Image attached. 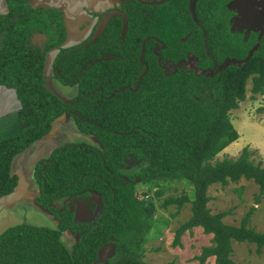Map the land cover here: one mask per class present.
I'll return each mask as SVG.
<instances>
[{
	"label": "trees",
	"instance_id": "1",
	"mask_svg": "<svg viewBox=\"0 0 264 264\" xmlns=\"http://www.w3.org/2000/svg\"><path fill=\"white\" fill-rule=\"evenodd\" d=\"M4 1L7 13L0 15V86L15 92L24 127L0 140V198L17 187L18 179L11 174L14 158L45 137L55 120L66 113L74 112L77 130L93 136L102 149L85 143L66 144L36 164L35 203L53 214L57 229L26 224L6 229L0 234V264H94L98 249L109 238L117 243L108 264H144L142 244L157 222L165 221L154 219L153 203L136 195L131 183L134 176H126L130 182L122 180L120 169L128 156L142 160L135 175L141 184L157 187L183 182L193 190L191 216L176 231V237L194 227L212 235V245L197 257L199 264L208 258L214 259L213 264H242L230 258L232 242L253 245L256 256L263 253L264 233L248 227L249 214L239 226L226 225L224 213H210L206 193L214 184L240 180L250 181L264 192V167L249 160L246 148L235 160L210 163L238 139L229 111L245 99L247 80H251L252 94L264 92V41L246 63L233 64L213 78L181 70L167 76L151 54V41L145 45V65L138 60L144 34L135 4L128 13V31L122 43L120 24L111 22L93 44H88V39L86 46L59 49L55 68L59 74L55 77L78 88L76 98L64 103L44 82L46 54L59 48L66 38L61 13L31 8L30 0ZM207 26L210 53L214 43L226 48L219 49L218 61L246 57L253 42L235 43L232 34L223 36L221 29L226 28V22ZM34 34L48 39L42 48L32 44ZM108 55L117 60H108ZM91 192L104 201L98 226L82 234L68 250L61 242V233H81L87 226L76 223L67 207L56 211L50 204ZM162 193L158 189L155 196ZM187 201L186 196L170 197L163 208H180Z\"/></svg>",
	"mask_w": 264,
	"mask_h": 264
},
{
	"label": "flooded vegetation",
	"instance_id": "2",
	"mask_svg": "<svg viewBox=\"0 0 264 264\" xmlns=\"http://www.w3.org/2000/svg\"><path fill=\"white\" fill-rule=\"evenodd\" d=\"M92 1L97 2L98 0H92ZM3 2L5 4L4 0ZM135 4L138 5V11H139V17L141 23L140 24L141 34L142 33L144 34L142 38L141 50L138 60L142 66L145 65L144 62L145 45L146 43H149L151 41V50H150L151 54L155 57V61L162 70V72L167 76L175 75L179 70H181L186 73H193L196 76L213 78L219 73H221L223 70H225L227 67L234 66L233 65L234 63L226 66L227 63H232L235 60L237 61L242 60L240 58L233 56V57H225L222 59L221 62L218 61L217 54H220L219 49L223 48L226 50V48L219 43H214V47L211 48L212 54L210 53V51L207 49L208 40H209L207 35V28H208L207 25L210 22L213 23L226 22V28L221 29L223 31L222 33L224 34L223 36L226 37L227 34L229 33L232 34L233 37L230 38L234 39L235 37L236 39L235 43H242V42L246 43L247 41L253 42L251 47L248 49L247 54L250 51V49H252V47H254L256 44L260 46L261 42L264 41V0H106L104 6L103 7L101 6L100 9H97V6H95L96 9L95 8L88 9L84 6L83 8L82 7L80 8V6H75L72 7L71 9L78 10L80 14L81 12H83L85 15H87V17H84L85 15H83L84 19L81 22L83 24L82 26H80L79 31L82 30H85V32L90 31V34L87 35V37L83 41L68 46L66 44L68 41V37L70 36V30L67 29L65 24V12L61 8H57L55 6L34 7L32 6L30 0L29 5L31 8L55 9L59 11L61 13L62 20L66 29V38L63 44L59 48L50 50L46 54L45 63L48 55L50 56L49 53L53 51L56 52L53 58L52 74L50 78H48V80H51L49 82H52L53 84L59 82L62 84L69 82L68 80H60L55 77V75L59 74V71L55 69L56 66L58 65L57 57L59 55V49L77 47L81 44H84L85 41L88 39H89L88 44H93L103 35L107 26L111 22L112 23L117 22V25L120 24L119 38H120V42L122 43L128 31V15H129L128 13L131 7H135ZM121 15H124L127 21V31L125 33L124 38H122L124 19L121 17ZM107 17H110V19L107 22L106 26L104 27L101 36L93 40V36L97 32L100 22L102 21L103 18H107ZM35 35H43V34H34L32 36V39ZM43 36L45 37V40L39 39L34 41V43L32 42V44L39 48H42L44 43H46L48 40L45 35ZM83 46L86 45L84 44ZM227 48L231 49V47L228 46ZM232 49L233 51H235L234 49H236V47L233 46ZM142 52H143V59L141 60ZM107 57L108 60H112V61L117 60V58H115L113 55H108ZM122 60L124 59L122 58ZM152 60L154 61V58ZM45 63H44V68H45ZM142 76L143 75H141L140 77L142 78ZM45 78L46 77L44 75V82H46ZM66 86H72L77 88L76 85L74 86L67 84ZM116 91L117 90H114L113 92ZM52 93L55 96H57L54 92ZM77 93H78V88H77ZM76 96L66 102L61 100L58 96L57 97L62 102L69 103L73 101L76 98ZM73 113L74 112H69L66 113V115L69 117L71 121H73V125L74 127H76L73 119ZM63 136L64 133L60 136V138H58V141L55 142L53 150L63 145H66V144H62L61 142L62 139L61 137ZM88 137H93V136H88ZM90 146L94 148H98L100 150L102 149L101 145L98 146L90 145ZM51 152L46 157L40 158L39 160L36 161L33 167V171L31 173L34 181H35L34 170L36 164L42 160L47 159L50 156ZM128 157L129 158L126 161L125 166L120 169L121 173L124 174V176H122L121 178L124 182H130V180L126 176L128 177L134 176V179L132 180L131 183L133 184L135 189L136 185L134 184L141 182L139 178L135 176L137 172L133 173V171L135 170L132 169L135 168L137 170L142 160L141 161L136 160L132 156H128ZM125 169L131 170L133 174L128 171L122 172V170ZM37 195H38V186H37V190L35 189V193L32 195V201L36 206H38L35 203V199ZM62 200H65L66 202L63 205L64 207L60 209L58 205L59 203L62 202ZM76 201H82V203L78 204L79 207H77ZM24 202L25 201H23V203ZM26 202H28V200H26ZM19 205H22V202ZM103 206H104V201L101 195L95 192H91L89 193V195L84 197H80L79 195L76 197L67 196L58 199L54 201L52 204H50V207H52L56 211H61L65 207H67L69 212L73 214V218L76 223L87 226V228L81 233H72L70 231H66V232H62L61 235L62 234L82 235L87 231H94L98 226L100 216L103 210ZM38 207L43 211V213L45 212L54 218L53 214L50 213L48 210L41 208L40 206ZM77 210H82V211L85 210L88 212V215L85 216L83 214L82 216H80L81 220H77L75 219V213ZM54 220L56 219L54 218ZM56 223L58 226L57 220ZM57 226L56 228H50V229H57ZM112 239L115 238H109L108 239L109 242Z\"/></svg>",
	"mask_w": 264,
	"mask_h": 264
},
{
	"label": "rangeland",
	"instance_id": "3",
	"mask_svg": "<svg viewBox=\"0 0 264 264\" xmlns=\"http://www.w3.org/2000/svg\"><path fill=\"white\" fill-rule=\"evenodd\" d=\"M59 83H55L56 87L52 89V92L61 100L69 101L76 96V87ZM250 90L251 80L248 79L245 99L238 103L236 109L229 111V119L238 134V139L218 153L210 162L211 164L224 159L235 160L246 148L250 152L249 160L255 165L260 164L261 167H264V92L262 94H252ZM63 125L69 127V121L63 123ZM71 125L73 127L72 131L65 128L64 136L61 137L62 144L86 143L93 146L100 145L93 137L80 133L72 122ZM52 150L50 147V152ZM44 157H46V154ZM132 170H135L133 173L138 172V169L133 168ZM124 171L131 172L128 169L122 170V172ZM26 172L25 189L35 186L37 190L32 175L28 177V170ZM134 185H136L135 192L137 196L144 200L149 199L153 203L155 207L153 218L165 221L164 223L158 221L156 227L150 231L149 237L145 238V242L142 244V262L144 264H199L197 257L201 255L203 248L212 245V235L205 234L200 227H194L186 229L179 238L176 237V231L191 216L190 201L194 198L193 190L183 182L161 183L157 187H149L141 183H135ZM158 189L162 190L163 193L161 196L156 197L155 191ZM33 194L31 192L23 194L24 198H18L19 201L14 202L16 203L15 206H18L12 214L9 216L1 215L0 233L17 224L56 228V220L49 214L43 213L34 204L32 201ZM206 194L210 199L206 205L207 208L212 215L224 213L225 216L222 219L224 224L239 226L244 217L249 214L248 227L255 232L264 233V192L261 193L257 185L245 180L228 183L227 185L214 184L207 189ZM182 196H186L188 201L184 202L180 208L176 205L163 208L166 199ZM23 201L25 202L23 203ZM21 202L22 205H19ZM65 202V200H62L61 203L58 202V207L62 209ZM7 203H10V201H7ZM16 214L17 220L13 218ZM81 239L82 235H61V242L68 250H71L73 245ZM253 248L254 246L251 244L232 242L230 258L236 263L264 264V250L260 256H256L253 253ZM213 262V258H208L205 264H213Z\"/></svg>",
	"mask_w": 264,
	"mask_h": 264
},
{
	"label": "crops",
	"instance_id": "4",
	"mask_svg": "<svg viewBox=\"0 0 264 264\" xmlns=\"http://www.w3.org/2000/svg\"><path fill=\"white\" fill-rule=\"evenodd\" d=\"M105 2L106 0H98L97 2L92 0H31V4L34 7L55 6L57 8H61L65 12V24L67 29L70 30V36L68 37L66 44L67 46L83 41L87 35L90 34V31H79L80 26L83 24L81 22L84 17H87V15H85L83 12L80 14L78 10H72L71 8L75 6H80V8H83L84 6L90 9L97 6V9H100L101 6H104ZM6 11L7 10L3 0H0V14L6 13ZM83 15L85 16L83 17ZM49 54L50 56L48 55L45 63L44 75L46 77L45 87L52 92V89H55L56 85L52 82H49L51 80H48V78H50L52 74L53 58L56 52L53 51ZM19 108L20 105L15 92L12 89L0 86V140L18 134L19 131L24 127L19 118ZM67 121H69V127L68 125L67 127L63 125V123ZM71 122L73 124V121H71L67 115L61 116V118L57 119L51 128V131L45 137L36 141L26 151L14 158L11 166V174L17 176L18 178L19 195H16L14 198L0 200V217L1 215L9 216L12 214L17 207L15 206L16 203L19 201V199L25 197V193H35L36 188L34 186L29 187V189H25L24 184L25 179L27 178L25 177L27 175L26 170H28L29 177L33 171L36 161L44 157L45 154L47 156L50 153V147L51 149H54L55 142L58 141V138H60V136L64 133L65 128L70 129V131L73 130ZM7 201H10V203H7ZM17 214L15 217H13L16 220L18 219ZM0 223H2L1 218Z\"/></svg>",
	"mask_w": 264,
	"mask_h": 264
},
{
	"label": "water",
	"instance_id": "5",
	"mask_svg": "<svg viewBox=\"0 0 264 264\" xmlns=\"http://www.w3.org/2000/svg\"><path fill=\"white\" fill-rule=\"evenodd\" d=\"M121 17L124 19V23H123L124 26H123V31H122V38H124L125 33L127 31V21H126V18L124 17V15H121ZM109 19H110V17L102 19V21L100 22V25L98 27L97 32L93 36V40L95 38H99L101 36L103 29L106 26ZM39 39L45 40V37L43 35H35L32 39V42L34 43V41L39 40ZM258 46L259 45L256 44L254 47H252V49H250V51L248 52L247 56L244 59H242L241 61H233L232 63H227L226 66H228L229 64H233V63H234V65H240V64L246 63L251 58V56L255 52V50L258 49ZM142 59H143V52L141 54V60ZM140 80H141V77L139 78V81ZM65 115L66 114H64L63 116H65ZM56 121L57 120H55V122ZM59 121H61V120H59ZM55 122L52 124V127L55 124ZM16 195H19L18 184H17V187L13 193H11L9 196H6L4 198H0V200H5L8 198H14ZM76 202H77V204H76L77 207H79V205H78L79 203H82V201H76ZM82 212H84V213H82ZM83 214L86 216V215H88V212L85 210H83V211L77 210L75 213V219L81 220L80 216H82ZM116 242H117V240L112 239L109 243L102 245L97 251V255H96V259L94 260V264H108V260L110 258H112L115 254Z\"/></svg>",
	"mask_w": 264,
	"mask_h": 264
}]
</instances>
